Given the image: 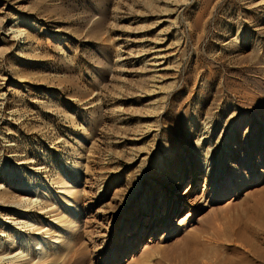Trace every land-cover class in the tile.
Segmentation results:
<instances>
[{
    "label": "rangeland",
    "instance_id": "374dc122",
    "mask_svg": "<svg viewBox=\"0 0 264 264\" xmlns=\"http://www.w3.org/2000/svg\"><path fill=\"white\" fill-rule=\"evenodd\" d=\"M174 5L0 0V258L28 220L54 264H264V0Z\"/></svg>",
    "mask_w": 264,
    "mask_h": 264
},
{
    "label": "bare ground",
    "instance_id": "6f19581e",
    "mask_svg": "<svg viewBox=\"0 0 264 264\" xmlns=\"http://www.w3.org/2000/svg\"><path fill=\"white\" fill-rule=\"evenodd\" d=\"M158 1H159L160 4H164V7H166L165 9H163L162 11H160L161 14H163L166 17L169 18L170 15H172L174 13V10H172L171 8L175 6L174 5V1L175 0H158ZM179 3H180V0H179ZM163 40L164 39H160V41H162V42H163ZM157 48L158 47H155V48H152L149 51H142L140 53L141 56H147V55H149L151 53H154L153 54L154 56H152L150 58V60H148V63H147L148 64V67H150V70L154 71V74L150 78L152 80V82H156V81H158V79L162 78L161 73L158 72V71H160V70H158V68L159 67H164V62H165V59L167 58L166 56H164L162 54V50L161 49H157ZM123 60H125V59L123 58L122 61ZM152 93H155V90H153ZM207 155H206V157H207ZM206 172H209L208 167L206 169ZM62 182L60 183L61 185L63 184ZM64 186L66 187V185H63L62 191L60 193L63 196V199H65V201H66L65 202V205L67 207H71L70 202H71V200H72V198L74 196V192H72L71 190H68ZM23 192H24V194L26 196H32V195H34V192H32L30 190H24ZM75 193H76V191H75ZM47 195L50 196L49 192H46L45 193V197H47ZM59 198H61V197H59ZM74 199H76V198H74ZM204 200L205 199L202 196L199 197V199H195L194 206H193L194 211L193 210H191V211L192 212H195L198 209H200V206H201V204L203 203ZM23 201H26V199H23L22 202ZM27 201H29V199H27ZM259 201H257L256 203H253L251 205V207H250L251 210H254L256 212L260 210L262 200H261V202H259ZM33 202H37V201H33ZM20 208H22V207H20ZM29 211L30 210H28V207H25L23 209H20L18 211V213H20V214L23 213V214H25L24 216L27 217ZM183 215L184 214L181 213L180 216H183ZM191 217H192V215L190 216V214H189L184 219H182V221H185V219L186 220L187 219H190ZM58 219H61L58 222L60 223L59 228L62 229L63 227H65L64 224L67 223V217L66 218L65 217L64 218L63 217L56 218L55 220L57 221ZM68 225L70 226V230H68V231H69V234H71V232H73L72 230L77 225V223L74 220H72V218H71L70 223ZM34 226L35 225L32 224L31 221L29 222L28 220L27 221H21V222L19 221V223H16L15 224V226L13 227V234L14 235H13L12 240L9 241V242H7V243H3L4 244L3 247H4L5 251H3L4 252V254H3L4 256H2L0 258V264H54L55 263V260H58L57 259L58 258L57 257V254H58V251H59V248H60L59 245L63 244V246H65L68 241L67 240H62L64 238H62V239L59 238V239H56V240L55 239L54 240H50L49 242H51V246H49L50 243L48 241L44 240L45 238H42V236H41L43 233H39V231H41V230H38V232H37L36 231L37 230L36 228H35L36 230L35 229H33V230H35L37 233H35L33 235L35 237H40L41 236V238H39L38 242H36L37 241L36 238L34 239L32 237H29V236L26 237V236H23L22 235V233L24 232L23 229H27V228H30V227L33 228ZM45 233H47V232H45ZM66 233H68V232H66ZM66 233H64V234H66ZM61 236H63V235L61 234ZM242 236L243 237H246L243 234H242ZM18 238L21 241V243H20V241L18 242V243H20V246L17 244V242H15V240L18 239ZM67 238H69V237H67ZM242 239L244 240V238H242ZM68 240L70 241L71 239H68ZM17 246H18V250H19V247L21 248V251L17 252V248H16ZM0 248H2V244H0ZM149 249H150V247H146L143 250V253H146V251L149 250ZM37 254H40L41 256L39 255L40 256V257H38L39 260L37 262H35V259L37 258Z\"/></svg>",
    "mask_w": 264,
    "mask_h": 264
}]
</instances>
